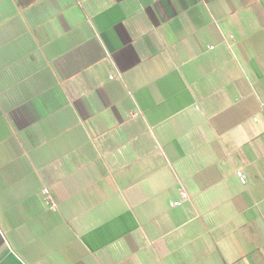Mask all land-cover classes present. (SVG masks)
<instances>
[{
    "label": "crops",
    "instance_id": "obj_1",
    "mask_svg": "<svg viewBox=\"0 0 264 264\" xmlns=\"http://www.w3.org/2000/svg\"><path fill=\"white\" fill-rule=\"evenodd\" d=\"M0 264H264V0H0Z\"/></svg>",
    "mask_w": 264,
    "mask_h": 264
},
{
    "label": "built area",
    "instance_id": "obj_2",
    "mask_svg": "<svg viewBox=\"0 0 264 264\" xmlns=\"http://www.w3.org/2000/svg\"><path fill=\"white\" fill-rule=\"evenodd\" d=\"M235 172H236L237 177L240 179V181L242 183H244L245 180H244V175H243L242 171L239 170V169H237ZM43 192L46 193L47 190L46 189H43ZM182 196L184 197L185 196V193H182ZM177 203H178V201H173L172 202V205L177 204Z\"/></svg>",
    "mask_w": 264,
    "mask_h": 264
}]
</instances>
